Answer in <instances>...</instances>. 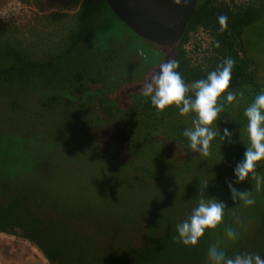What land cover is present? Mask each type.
I'll list each match as a JSON object with an SVG mask.
<instances>
[{"label": "trees", "instance_id": "1", "mask_svg": "<svg viewBox=\"0 0 264 264\" xmlns=\"http://www.w3.org/2000/svg\"><path fill=\"white\" fill-rule=\"evenodd\" d=\"M15 1L28 11L7 20L0 18L2 94L27 95L30 88L38 92L42 84L50 96L37 100L40 109H74L75 120L89 118L83 126L92 133L100 128L102 136L125 130L123 138L109 142L110 151L112 145L119 147L117 162H107L112 166L148 172V165H138L139 142L149 146L155 141L175 155L186 174L193 175L183 183L197 200L214 193L231 197L229 182L236 188L248 184L250 177L236 183L233 170L249 145L244 109L264 91V82L247 57L244 37L264 20V0H198L182 40L173 48L172 60L178 61V71L189 85L206 78L225 58L235 61L229 90L236 92L237 102L224 103L216 125L218 133L223 134L225 128L232 133V143L217 136L209 157L193 153L183 136L184 129L192 126L191 118L179 115L174 107L158 112L143 95L142 79L147 71L143 58L129 48L127 40L97 50L96 38L106 11L137 40L147 42L116 16L106 0ZM7 2L0 0V13ZM220 16L227 17L223 31ZM199 33L208 38L205 47L196 42ZM217 41L219 48L214 46ZM143 129L145 135L139 133ZM155 134L159 135L156 140ZM37 153L18 141L0 140V234L31 244L46 264H207L213 244L229 256L248 252L264 257V220L234 222L240 233L236 241L224 235L229 225L225 222V227L207 230L197 246L186 247L176 239L175 226L181 222H115V215L103 211L97 213L96 222L86 213L72 216L53 204L59 201L57 194L44 192L37 182L41 168ZM263 165L264 161L258 162L255 171L261 172ZM203 182L209 187L200 193Z\"/></svg>", "mask_w": 264, "mask_h": 264}, {"label": "rangeland", "instance_id": "2", "mask_svg": "<svg viewBox=\"0 0 264 264\" xmlns=\"http://www.w3.org/2000/svg\"><path fill=\"white\" fill-rule=\"evenodd\" d=\"M16 3L9 0L1 12L11 10ZM25 11L28 10L20 5L10 13L9 18ZM195 38L204 47L208 43L204 33ZM126 40L129 48L143 58L142 64L147 72L142 81L146 82L158 71L159 63L172 60L173 48L137 40L111 12L106 11L96 38L97 50L102 51L114 42ZM244 40L247 57L254 62L259 78L264 82V20L249 29ZM30 89L27 95L20 96L0 92V140L10 139L36 149L41 159L36 180L44 192L57 194L59 201L62 199V202L53 201L59 210L72 213V216H84L86 213L94 222L99 211L115 215V222H183L197 206L200 199L197 200L183 183L193 175L186 174L183 164L176 162L175 155L169 154L162 145L153 141V144L144 146L138 137L142 152L138 165H148V172L134 171L132 166L126 168L107 164L110 159L116 161L119 149L112 145L110 151L109 142L112 138H123L125 130L119 129L114 134L104 132L108 138L102 136L100 128L94 133L87 131L83 125H88L89 118L82 122L75 120L77 111L74 109L68 112L61 108L40 109L37 100L46 96L48 91L42 84L38 92ZM66 113L71 117L63 118ZM128 115L134 120L132 114ZM139 133L146 134L144 129ZM154 136L156 140L159 135ZM260 169L262 171L258 174L264 177V165ZM237 189L250 191L255 204L245 206L240 201L234 202L232 196L218 197L214 192L203 197L227 199L220 226H224L225 222H229L225 226L235 227L234 222L264 220V184L257 189L256 180L250 176L248 184ZM4 238V242L13 243L25 253L26 261L46 264L42 254L31 244L11 237Z\"/></svg>", "mask_w": 264, "mask_h": 264}, {"label": "clouds", "instance_id": "3", "mask_svg": "<svg viewBox=\"0 0 264 264\" xmlns=\"http://www.w3.org/2000/svg\"><path fill=\"white\" fill-rule=\"evenodd\" d=\"M174 3L180 6L185 4L186 0H174ZM218 19L220 30L223 31L227 26V17L220 16ZM214 46L219 48V42H215ZM234 66L235 61L231 57L225 58L206 78L189 85L178 71V61L168 60L160 63L158 71L143 85V95L150 98L151 105L158 112L174 107L179 115L191 118L192 126L184 129L183 136L189 141L192 152L198 153L199 156L211 155L212 142L217 136L224 142L227 138V141L232 143V133L227 128L223 130V134L218 133L216 125L224 111V103L237 102L236 92L229 90ZM239 95L243 97L244 93ZM243 115L247 120L249 145L243 159L233 170L234 176L236 183L245 182L251 176L256 180V188L259 189L264 184V177L255 170L258 162L264 161V91L253 98L244 109ZM208 187L207 182L200 183V193ZM228 188L234 202L240 201V204L245 206L255 204L250 191L241 192L231 182L228 183ZM225 209L226 203L219 198H201L197 206L192 208L188 218L175 226L178 233L176 239L186 247L197 246L207 230H214L221 225ZM224 235L228 240L236 241L240 233L236 228L228 226L224 229ZM207 264H264V257L248 252L229 256L224 248L213 244L208 249Z\"/></svg>", "mask_w": 264, "mask_h": 264}, {"label": "water", "instance_id": "4", "mask_svg": "<svg viewBox=\"0 0 264 264\" xmlns=\"http://www.w3.org/2000/svg\"><path fill=\"white\" fill-rule=\"evenodd\" d=\"M116 16L138 37L163 48L182 40L198 0L177 6L174 0H106Z\"/></svg>", "mask_w": 264, "mask_h": 264}, {"label": "crops", "instance_id": "5", "mask_svg": "<svg viewBox=\"0 0 264 264\" xmlns=\"http://www.w3.org/2000/svg\"><path fill=\"white\" fill-rule=\"evenodd\" d=\"M4 237L8 236L0 234V258L3 264H34L25 260V253L20 252L19 247L11 242H4Z\"/></svg>", "mask_w": 264, "mask_h": 264}, {"label": "built area", "instance_id": "6", "mask_svg": "<svg viewBox=\"0 0 264 264\" xmlns=\"http://www.w3.org/2000/svg\"><path fill=\"white\" fill-rule=\"evenodd\" d=\"M15 6L19 8L20 4L19 3H16ZM15 6L14 7L12 6L11 10L6 9V10L2 11L0 13L1 20H7V19H9L10 15H11L10 13L16 10V7ZM0 264H3V261L1 260V258H0Z\"/></svg>", "mask_w": 264, "mask_h": 264}]
</instances>
